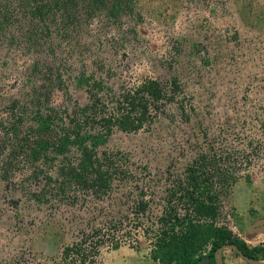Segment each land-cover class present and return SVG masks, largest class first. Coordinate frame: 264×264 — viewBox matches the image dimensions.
<instances>
[{
	"label": "rangeland",
	"instance_id": "1",
	"mask_svg": "<svg viewBox=\"0 0 264 264\" xmlns=\"http://www.w3.org/2000/svg\"><path fill=\"white\" fill-rule=\"evenodd\" d=\"M148 79L161 82L166 95L152 98L138 129L124 130L118 119L131 107V120L143 118V108L131 105L124 94ZM92 104L105 105L104 112L94 111L95 116L93 107L84 110ZM67 110L78 117L81 133L103 135L100 151L141 149L150 157L159 155L163 168L171 161L168 154L180 155L183 163L186 154L198 156L228 143L237 148L250 143L264 152V0H72L63 9L56 0H0V201L6 184L23 199L47 203L62 194L68 201L67 173H53L48 166L55 161L56 136L70 120ZM91 114L98 122L88 120L96 129L84 124ZM103 116L112 118L110 124ZM43 142L50 146L43 148ZM45 154L47 168L40 166ZM243 171L228 192L233 228L221 226L233 236L245 233L242 226L254 214L264 213V173L257 166ZM153 182L144 178L145 186L159 192L141 195L168 198ZM199 190L194 189L198 197L211 195ZM129 195L113 192L96 217L128 215ZM214 210L205 222L216 227L210 220L216 219ZM12 216L0 213V247L10 241ZM32 217L43 215L34 208ZM28 229L34 250H56L66 242L59 225ZM260 236L264 239V233ZM259 239L254 244L264 248ZM142 246L104 251L101 264H161L146 253L147 242ZM225 254L229 261L233 253ZM238 261L247 264L241 257Z\"/></svg>",
	"mask_w": 264,
	"mask_h": 264
},
{
	"label": "built area",
	"instance_id": "2",
	"mask_svg": "<svg viewBox=\"0 0 264 264\" xmlns=\"http://www.w3.org/2000/svg\"><path fill=\"white\" fill-rule=\"evenodd\" d=\"M249 145L237 148L228 143L221 148L202 151L198 156L186 154L183 163L180 155L168 154L167 158L171 161L166 168L159 165V155L150 157L136 148L132 151L125 148L105 149L103 152L99 150L100 146L98 161H94L89 170L84 171L75 162L77 173L83 174V177L76 178L72 173L67 174L66 179L72 183L66 191L67 202H64L62 194L49 198L47 203L30 200L28 197L23 199L14 195L12 184H6L2 190L0 213L11 212L13 216L9 220V226L12 227L8 226L10 241L7 246L0 247V264H101L102 252L124 247L141 249L144 241L148 244L146 253L150 254L156 248L166 224L170 225L168 219L174 210L180 216H185L188 211L193 213L187 201L189 193L194 191L191 183L194 167L203 175L199 192L207 190L211 194L208 200L206 196L199 197L218 209L216 219L210 220L218 227L223 225L232 229L234 220L227 198L238 172L244 170L245 173V170L257 166L264 173V152H257ZM73 150L76 152L72 158H75L81 148L77 150L75 147ZM54 160V164L48 165L42 159L40 166H52L49 170L53 173L65 174L60 170L63 165L61 155L55 154ZM99 172L108 178L106 187L100 185ZM145 177H153L151 185L157 184L166 190L168 198L160 200L155 195H141L143 192H159L153 186H145ZM117 191L132 194L129 196L133 200L129 198L125 203V207L130 209L128 215L97 218L96 210L107 206L108 198H112L113 192ZM25 193L31 194L29 190ZM154 207L161 211L150 213L149 209ZM34 208L43 217H32ZM84 210L87 211L86 216ZM202 219L206 221L207 218ZM48 223L59 225L60 231L65 232L66 242L61 243L56 250H34L29 243L33 237L28 227Z\"/></svg>",
	"mask_w": 264,
	"mask_h": 264
},
{
	"label": "trees",
	"instance_id": "3",
	"mask_svg": "<svg viewBox=\"0 0 264 264\" xmlns=\"http://www.w3.org/2000/svg\"><path fill=\"white\" fill-rule=\"evenodd\" d=\"M70 1L72 2V0H56V5H59L60 9L67 8ZM96 1H100L102 3L104 2V0ZM50 5L51 7H54V5ZM174 81L175 87L179 88V85L176 83V78L175 80L173 79V82ZM165 92L166 87L163 86L161 82L148 79L139 87H135L132 92L128 91L126 94H124L125 99L131 105H134V107L137 106L136 108H143V118L135 117L133 120H131L129 117L130 112L133 109V107H131V109L127 111L129 112L128 116L125 118L120 117L118 119L121 128L124 130L138 129L142 125L143 119L146 118L145 116L148 115L149 110L147 107L150 99L153 98L157 100L158 98L165 96ZM94 105L95 104L90 105L91 107H85L84 110H88L89 108L93 107L92 114H94V111L104 112L105 105L102 107ZM66 113L68 116L66 117L70 120H66L64 122V126H62L61 130L58 132L55 139L54 148L57 151L56 154L61 155L63 159V165L60 167L61 172L67 174L72 173L73 176L79 178L83 177V174L77 173L75 168L76 165L79 164V166H81L84 171L89 170V168L93 165V162L98 161V147L105 144V140L102 139L103 135L101 133H92L89 131L81 133L79 128L82 126L79 124L78 117H73L71 111L67 110ZM92 114L86 117L84 124L86 126L90 125L91 129H96L97 125L94 123H97L98 121H95V118ZM94 115L97 116L96 114ZM64 118H62L63 121ZM103 118L106 121V124H110L112 121V118L110 117L103 116ZM88 119L93 120L94 123L90 122ZM136 119L141 120V122H135ZM44 122L46 121L41 122L42 132H46V130H48V126H45ZM106 124H103L101 121V126H106ZM98 131L101 132V129ZM110 131L111 128H108V132ZM41 146L46 148L50 146V142H43ZM75 147H77V150L81 148V152L77 157L72 158L76 152L73 150ZM34 154V158H38L39 152L36 151V149ZM44 157L45 158H43V160L46 163L48 160V155L45 154ZM75 162L77 164H75ZM41 169L42 168H40V170ZM106 178L107 177H105L104 173L99 172V181L101 187L107 186L108 182ZM202 180L203 177L201 174L196 173L193 168L191 174V183L194 186V189H200V183ZM200 194L204 195L205 191H201ZM188 197L187 203L190 205L189 207L192 209L193 213L188 211L185 216H180L177 210H174V213L171 214L168 219V221H170V225L168 227L166 226L163 234L156 243V248L151 253L154 260L159 261L161 264H203V260L208 259L206 262L207 264H218L215 257L217 249L224 244L232 242L237 243L247 255L255 259H264V248L261 246L256 250H251L248 248L244 240L233 236L232 232L225 227H214L212 224H207L205 221H203L202 218L209 215L214 216L215 213V206L207 203V200L210 198V196L206 197L207 200L204 198L201 199L200 197L196 196L195 191H191ZM208 246H211V248L209 249ZM206 249L208 252L204 255Z\"/></svg>",
	"mask_w": 264,
	"mask_h": 264
},
{
	"label": "flooded vegetation",
	"instance_id": "4",
	"mask_svg": "<svg viewBox=\"0 0 264 264\" xmlns=\"http://www.w3.org/2000/svg\"><path fill=\"white\" fill-rule=\"evenodd\" d=\"M259 213V212H258ZM258 213H256V214H254L256 217L255 218H251V220H250V222H248V224H246L245 226L243 225L242 226V229L244 230V232L245 233H243V234H237L236 235V237L237 238H239V239H241V240H244L245 242H246V244H247V246H248V248L249 249H251V250H256L258 247H260V246H258L257 244H254L255 243V241H256V239H258L259 237H260V234H263L264 232L263 231H254V230H251V232H249L248 230L250 229L249 228V226H251V225H253V224H255V222H257V221H259L260 219H262V220H264V213L263 214H258ZM263 224H264V222H263ZM250 242H252V244L250 243ZM227 244H236L238 247H239V245L237 244V243H227ZM240 248V247H239ZM241 249V248H240ZM226 250H230L232 253H233V255L231 254L229 257V261H226V254H225V251ZM242 250V249H241ZM243 251V253H245L244 252V250H242ZM246 254V253H245ZM247 255V254H246ZM249 256V255H248ZM239 257H241V258H243L238 252H237V250L236 249H234V248H228V249H225L224 251H223V261H224V263L225 264H241L239 261H238V258ZM251 257V256H250ZM244 259V258H243ZM245 260V259H244ZM258 260H264V259H258ZM246 261V260H245ZM227 262H229V263H227ZM247 262V264H251V263H249L248 261H246ZM202 264V263H201Z\"/></svg>",
	"mask_w": 264,
	"mask_h": 264
},
{
	"label": "water",
	"instance_id": "5",
	"mask_svg": "<svg viewBox=\"0 0 264 264\" xmlns=\"http://www.w3.org/2000/svg\"><path fill=\"white\" fill-rule=\"evenodd\" d=\"M264 220L260 219L259 221L255 222V224L249 226V232H251V230H254V231H263L264 232V224H263ZM228 248H234L237 250V252L246 260L248 261L249 263L251 264H264V260H258V259H255L253 257H250L248 255H246L245 253H243V251L236 245V244H224L222 245L221 247H219L215 253V257H216V260H217V263L218 264H225L224 261H223V251L225 249H228ZM208 261V259H207Z\"/></svg>",
	"mask_w": 264,
	"mask_h": 264
},
{
	"label": "crops",
	"instance_id": "6",
	"mask_svg": "<svg viewBox=\"0 0 264 264\" xmlns=\"http://www.w3.org/2000/svg\"><path fill=\"white\" fill-rule=\"evenodd\" d=\"M261 235H263V234H261ZM262 238H261V236H260V239L259 240H261ZM262 240H264V239H262Z\"/></svg>",
	"mask_w": 264,
	"mask_h": 264
}]
</instances>
